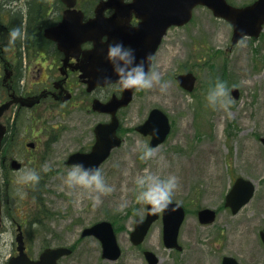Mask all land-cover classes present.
<instances>
[{"label":"rangeland","instance_id":"1","mask_svg":"<svg viewBox=\"0 0 264 264\" xmlns=\"http://www.w3.org/2000/svg\"><path fill=\"white\" fill-rule=\"evenodd\" d=\"M230 1L244 5L254 0ZM26 12V0H0V25L5 22L9 30L20 25L23 33V39L13 45L30 40L31 29L24 21ZM29 15L33 25L35 14ZM232 32L228 21L214 16L204 6L195 9L190 23L169 32L167 43L154 62L161 83L169 87L163 93L159 85L136 91L131 104L119 113V134L124 142L99 170L113 191L101 197L102 203L95 208L86 197H81L79 207L73 203L77 194L70 195L63 182L72 167H64L62 159L71 151L88 146V138L90 142L93 139L90 135L85 138L89 126L106 117L92 113L88 116L85 109H73L59 119L54 117L56 112L36 114L39 122L35 128L43 130L36 137L43 138L39 156L33 159L29 154L27 159H21L25 163L23 170H35L40 181L19 185L17 178L22 170L10 176L6 211L10 223L4 222L0 234L11 235H0V264H6L16 250L14 220L23 225L27 250L33 257L47 246L73 245L74 253L60 264H148L145 249L159 256L158 264H221L227 254L244 264L264 263V250L260 256L254 254V245L258 247L260 242L258 229L264 228V30L259 38L245 37L235 46H231ZM7 45L9 41L0 43L2 48ZM189 71L197 76L191 92L177 81L180 73ZM30 81L31 75L24 86ZM218 81L227 86L232 102L230 114L208 106V91ZM232 87L239 88L238 99L232 95ZM153 107L163 109L172 124L169 137L156 148L149 145L150 137L135 130ZM28 116L32 118L26 113L21 120L28 122ZM24 121L19 135L28 141L36 140L30 129L24 128ZM54 124L65 126L66 130L56 144L51 136H46L48 129L49 135L53 134ZM148 148L154 149L156 155L143 161L140 156ZM146 172L161 179L178 177L179 186L172 201L183 204L187 211L179 235L182 251L164 245L161 218L154 222L141 245H134L130 239L136 218L146 214V205L136 203L135 184L136 177ZM239 175L250 178L256 192L248 204L232 214L224 206L225 196ZM18 188L26 193L23 198L18 195ZM121 204L126 207L118 211ZM203 207H219L215 223L199 222L197 213ZM101 220L111 221L116 229L122 249L116 261L102 257L97 238L80 237L83 228Z\"/></svg>","mask_w":264,"mask_h":264},{"label":"flooded vegetation","instance_id":"2","mask_svg":"<svg viewBox=\"0 0 264 264\" xmlns=\"http://www.w3.org/2000/svg\"><path fill=\"white\" fill-rule=\"evenodd\" d=\"M165 2L167 0H26L27 12L24 21L29 23L31 29L30 40L27 39L26 43L22 45H7L0 49V74L2 72L5 74L2 79L5 85L4 100L15 95L31 97L37 102L30 106L14 103L2 117L9 129L0 154V174L4 184H7V179H10L11 174L15 172L10 167V161L13 158L22 164V168L16 170V172H20L25 167L21 158L27 159L29 154L33 159L39 156L38 152L41 149L43 138L37 139L36 137L42 135L43 130L35 128L39 122L36 114L44 111V113L52 115L56 112L54 117L59 119L73 109H85L88 116L98 114L106 117L105 120L99 122H107L111 119L110 114L93 109L94 100L108 101L115 95L120 96L122 90L116 81L90 86L91 79L89 76H82L83 71L80 67L86 66L87 71L94 74L101 72L103 66H113L107 59V51L109 45L114 42H121L125 47H131L134 52L136 49L146 50L152 46V43L155 42V34L165 24L162 20V12L168 7ZM30 13L35 14L33 25ZM66 15L70 23L72 20L87 23L96 17L105 19L107 26L104 31L106 32L100 34V44H96L92 38H87L78 46L64 42L60 44L57 39L46 36V31L59 25ZM174 28L177 27L168 28L162 37L154 55L153 65L157 55L167 43L169 32ZM25 38L26 35L24 41ZM6 47L7 51H5ZM32 50L33 53L30 54ZM135 56L136 62L139 63L144 59L145 54H141L139 57V54L135 53ZM30 75L29 85L24 86L26 78ZM0 77L2 76L0 75ZM10 111L13 115H10ZM120 112L121 110L118 111V115ZM24 113L30 114L33 118L30 131L36 140L28 141L19 135L18 123H21V116ZM95 125L91 124L85 135V138L90 135L91 139L93 138L92 142L88 138V146H81L80 149L74 151H89L91 149L96 139ZM60 126V124L52 125L53 134L49 135V129L48 135L46 134V136H51V141L54 140V144L62 138L66 131L65 126L61 128ZM25 127L27 131L28 125ZM70 153L62 159L64 167L74 166L68 164ZM2 196L0 218L4 219L7 218V212L3 201L5 196L4 194ZM224 206L226 207L225 203ZM213 208L216 219L212 224L216 222L220 211L219 207ZM14 222L18 223L17 220ZM263 233L264 228L260 227L258 229L259 246L254 245V254H259V256L264 250ZM15 254L17 253L14 252L11 256ZM235 258L240 264H244L240 259Z\"/></svg>","mask_w":264,"mask_h":264},{"label":"water","instance_id":"3","mask_svg":"<svg viewBox=\"0 0 264 264\" xmlns=\"http://www.w3.org/2000/svg\"><path fill=\"white\" fill-rule=\"evenodd\" d=\"M166 4L171 5V8H169L171 12L166 17V27L171 24L182 25L190 21L193 8L196 5L203 4L208 6L213 11L214 15L225 18L233 25V45L244 36L258 37L264 25V0H255L253 3L245 6H234L227 0H170L166 2ZM99 18L88 23H80L74 20L70 23L66 15L59 26L47 30L46 34L59 40L60 44L64 42L78 46L89 36L95 38L100 28L107 26L105 20ZM164 30L165 29L158 33L156 46L165 32ZM154 50L155 49H152L149 54L153 55ZM147 67L148 65L146 64V70ZM80 68L84 71L82 76H89L91 79L89 83L92 87L96 84H106V78L110 79L111 82L118 80L113 66H103L101 67V72L94 74L89 73L86 66H81ZM177 79L179 83L188 90H192L195 86L196 76L192 72L180 74ZM232 92L236 98L239 97L238 88H233ZM133 93L134 89L123 90L121 97L114 96L106 103L99 100L94 101V109L109 112L113 115V118L110 123L97 125L95 129L97 140L92 150L88 153L76 152L72 154L68 160L69 163L82 164L86 169H98L99 165L110 155L111 149L121 144V138L116 135V130L119 125L116 112L120 107L130 103L133 98ZM13 102L31 105L34 100L26 97H14L0 105V149L2 139L6 132V126L1 123V116ZM154 129H158V134L153 133ZM170 129L171 126L168 115L159 108L152 109L147 120L137 127V130L143 134L152 135V140L150 142L152 147H156L162 143L166 139ZM11 165L14 168H18L20 163L17 162V160H13ZM254 188V184L250 180L239 177L226 197V205L231 206L233 211L237 212L242 205L249 201L253 195ZM177 204H179L178 208ZM149 208L150 206L147 205L146 217L144 219L137 218L135 222V228L130 234L134 244L143 242L152 223L159 218L160 213L152 215L149 212ZM173 208H176V211H172ZM198 214L202 223L213 222L216 215L215 211L211 208L201 209ZM162 218L165 245L169 248L182 249V246L178 243V235L180 226L185 218L184 207L180 203L172 201L168 209L162 212ZM19 230L20 233L17 236V241L19 243L18 250L20 254L17 257H13L8 264H57L62 256L72 253L70 247H49L41 253L39 259L33 260L25 252L23 232L20 227ZM88 235H94L101 241L103 257L116 260L121 255V248L111 222L103 220L90 227H86L82 231V236ZM145 255L149 264L158 263L159 258L154 252L145 251ZM223 264L239 263L233 257H225Z\"/></svg>","mask_w":264,"mask_h":264},{"label":"clouds","instance_id":"4","mask_svg":"<svg viewBox=\"0 0 264 264\" xmlns=\"http://www.w3.org/2000/svg\"><path fill=\"white\" fill-rule=\"evenodd\" d=\"M17 39H23V33L19 27L13 28L9 33V45H13ZM8 48H5L7 51ZM107 59L113 65V70L118 77L116 84L120 90L134 89L136 91L151 90L157 85L160 91L166 92L169 85L161 83V75L153 65V56L148 54L139 63L136 62L135 52L131 47H125L121 42H114L109 45L107 51ZM148 65L147 70L145 65ZM106 83H111L106 78ZM208 106L214 110L220 109L225 113H229L231 100L227 86L224 82L218 81L213 88H210L206 97ZM230 114V113H229ZM154 134H158V129L153 130ZM156 155L154 149H146L140 159L147 161ZM47 170V168H45ZM40 181V176L35 170H22V174L17 178L19 185H35ZM64 185L69 190V194L76 193L77 198L73 203L79 207L81 197L91 200L93 207H97L102 203L101 197L110 194L113 189L106 185L99 169L84 168L82 164L74 165L64 178ZM137 186L136 203L141 205H149V212L156 215L168 209L172 203L174 192L179 186V180L176 176H169L161 179L156 175L148 174L137 176L135 179ZM21 198L26 195L19 188L17 190ZM126 207L121 204L118 211H122ZM179 204H177V208ZM172 211H176L173 208ZM5 223H10L5 218ZM34 227H36L34 225ZM10 238V233L0 234ZM10 242V239L9 241Z\"/></svg>","mask_w":264,"mask_h":264},{"label":"trees","instance_id":"5","mask_svg":"<svg viewBox=\"0 0 264 264\" xmlns=\"http://www.w3.org/2000/svg\"><path fill=\"white\" fill-rule=\"evenodd\" d=\"M1 24L2 25H0V43L1 42H8L10 30L6 26L7 24L5 22L1 23ZM17 27L20 28V25H18Z\"/></svg>","mask_w":264,"mask_h":264}]
</instances>
